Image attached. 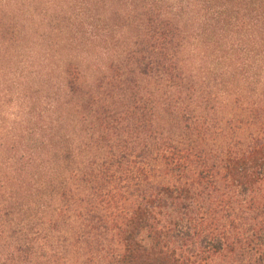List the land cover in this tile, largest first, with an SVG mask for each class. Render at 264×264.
Returning <instances> with one entry per match:
<instances>
[{
  "label": "trees",
  "instance_id": "1",
  "mask_svg": "<svg viewBox=\"0 0 264 264\" xmlns=\"http://www.w3.org/2000/svg\"><path fill=\"white\" fill-rule=\"evenodd\" d=\"M18 67L0 264H264V0H0Z\"/></svg>",
  "mask_w": 264,
  "mask_h": 264
},
{
  "label": "rangeland",
  "instance_id": "2",
  "mask_svg": "<svg viewBox=\"0 0 264 264\" xmlns=\"http://www.w3.org/2000/svg\"><path fill=\"white\" fill-rule=\"evenodd\" d=\"M19 67L17 74H15V76L17 75L14 81L16 83L12 84L10 81L12 85L6 88L4 92L0 91V119L4 122L5 128L14 125L19 129L24 126L26 119L25 109L28 102L21 98V92L27 86L34 90L40 86L39 75L35 73V70L29 73L27 70H20Z\"/></svg>",
  "mask_w": 264,
  "mask_h": 264
}]
</instances>
